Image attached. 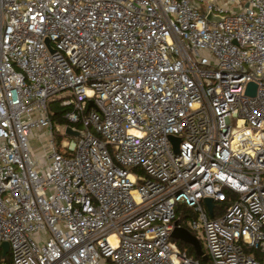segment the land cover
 I'll use <instances>...</instances> for the list:
<instances>
[{"label":"built area","instance_id":"obj_1","mask_svg":"<svg viewBox=\"0 0 264 264\" xmlns=\"http://www.w3.org/2000/svg\"><path fill=\"white\" fill-rule=\"evenodd\" d=\"M52 99L68 106L59 143ZM258 251L264 0H0V257L264 264Z\"/></svg>","mask_w":264,"mask_h":264},{"label":"water","instance_id":"obj_2","mask_svg":"<svg viewBox=\"0 0 264 264\" xmlns=\"http://www.w3.org/2000/svg\"><path fill=\"white\" fill-rule=\"evenodd\" d=\"M207 16H208V18H219V16H215L212 11H210L207 14ZM256 86L257 85H256L255 82L250 81L248 83L247 92L251 93V94H255ZM91 103H93L92 100H91ZM65 133L66 134H71V135H74V136L77 137V136L83 135L85 132H84V130L79 129V128L75 127L74 125L68 124L66 126V128H65ZM171 139L174 142V148H175L176 152H178L180 137L171 135ZM207 204H208L210 212L212 214V209H213V206H214L213 200L210 199V198L207 199ZM173 236L176 237V238H180V239H182V240H184L186 242L191 243L192 245H194L197 254L198 255H203L202 245L200 244L199 240L190 231H188L187 229H185V228H176V230L173 232ZM9 246H10L9 243L6 242V241L1 244V247L3 248V254L4 255L7 254V252L9 251Z\"/></svg>","mask_w":264,"mask_h":264},{"label":"rangeland","instance_id":"obj_3","mask_svg":"<svg viewBox=\"0 0 264 264\" xmlns=\"http://www.w3.org/2000/svg\"><path fill=\"white\" fill-rule=\"evenodd\" d=\"M52 102H57V101H56V99H52L50 101V108L52 106ZM51 110H53V109L51 108ZM54 124H55V136L57 138V142L59 143V140L61 138H63L65 135H63V133L61 131L56 129V125H58L60 123L58 121H54ZM31 135H32V133H31ZM30 139H31L32 147L35 150L36 156H38V158H40V159H43L45 157L47 158V154H46V150H48L47 149V134L43 130V128L33 129V135L30 136ZM198 235H201V233L198 232ZM201 243L205 248L203 239H201ZM183 244H185V246H187V247H192V245L190 243L184 242ZM108 264H112V263L108 262Z\"/></svg>","mask_w":264,"mask_h":264},{"label":"trees","instance_id":"obj_4","mask_svg":"<svg viewBox=\"0 0 264 264\" xmlns=\"http://www.w3.org/2000/svg\"><path fill=\"white\" fill-rule=\"evenodd\" d=\"M57 102H52L51 108L53 109V120L58 121L59 123H65L67 120L63 117V112L68 109V106L61 105L58 100ZM190 253L193 255L195 254V251L192 247H189ZM256 256L258 259L263 260L264 259V253L258 251L256 252ZM11 262L10 256H7L5 258L0 257V264H9Z\"/></svg>","mask_w":264,"mask_h":264}]
</instances>
